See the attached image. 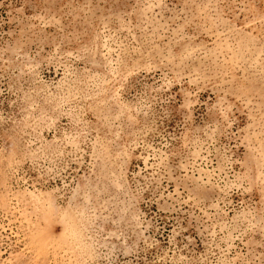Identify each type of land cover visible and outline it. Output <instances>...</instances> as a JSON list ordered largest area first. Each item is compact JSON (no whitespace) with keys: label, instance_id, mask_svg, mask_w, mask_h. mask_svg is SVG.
I'll list each match as a JSON object with an SVG mask.
<instances>
[{"label":"rangeland","instance_id":"1","mask_svg":"<svg viewBox=\"0 0 264 264\" xmlns=\"http://www.w3.org/2000/svg\"><path fill=\"white\" fill-rule=\"evenodd\" d=\"M0 264H264V0H0Z\"/></svg>","mask_w":264,"mask_h":264}]
</instances>
